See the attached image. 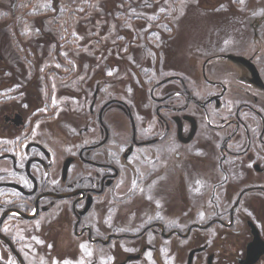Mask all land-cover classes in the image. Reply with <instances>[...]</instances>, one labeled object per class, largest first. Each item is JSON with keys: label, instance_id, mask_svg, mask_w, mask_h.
Instances as JSON below:
<instances>
[{"label": "rangeland", "instance_id": "obj_1", "mask_svg": "<svg viewBox=\"0 0 264 264\" xmlns=\"http://www.w3.org/2000/svg\"><path fill=\"white\" fill-rule=\"evenodd\" d=\"M255 51L259 52L257 61L262 68L264 0H0V141H7L11 147L18 146L25 136L27 141L23 145L40 142L54 156L58 171L76 145H83L85 139L95 136L96 116L105 101L117 99L130 105L137 123H142L144 128L149 125L155 132L158 128L154 124V104L148 94L156 83L168 76H181L186 79L188 90L207 91L200 71L206 58L226 53L251 56ZM234 68L220 60L208 63V77L225 82L230 87L229 98L235 97L233 91L238 92L235 86L241 83V72ZM180 89L176 82L157 88L154 94L159 98L167 90ZM93 103L94 114L90 115ZM16 113L24 116L23 130L6 127L2 122L4 114ZM105 122L111 137L98 158L108 160L109 154L115 157L109 150L120 153L129 143L130 128L126 118L115 111L106 115ZM88 128L92 130L89 136ZM162 141H166L167 147L155 144L146 149L149 153L154 151L155 156L152 154L154 159L150 164L140 165L142 173H138L136 185L130 178H124L122 187L107 193L109 204H105V209L111 206V210L97 213L98 219H120L121 227L125 228L126 224L130 231L116 246L101 251L91 249L89 262L102 255L107 264H113L127 254L141 253L147 242L144 237L135 239L131 233L141 222L143 212L151 211L158 201L167 208L166 219L174 222L205 191V185L198 187L195 180L198 174H214L217 159L209 158V166L201 172L193 149L171 152L169 140ZM7 142L0 150L6 149ZM175 153H181L183 158L176 160ZM229 160L231 170L235 161L245 168L242 157L229 156ZM135 164L139 162L136 160ZM6 165L0 162V169ZM242 174L244 180L235 182L236 187L251 180L260 179L264 183V177ZM180 176L187 182V191L182 187V193L176 190ZM177 195H181L182 201L192 197L190 204L173 208L172 202H179ZM250 201L258 209H264L258 199L250 198ZM187 212L192 216L183 220L180 217L181 224H189L196 218V211ZM54 223L43 228L44 220L28 225L27 233L34 231L42 241L33 245L32 234H23L31 244L25 252L27 264H64V261L70 264L77 259L87 264L83 251L76 248L77 241ZM52 228L54 231L50 232ZM196 236L213 240L209 252L227 250L230 255L218 256L213 264H225L227 258L237 255V247L222 248L216 244L215 237L224 235L194 232L186 241L174 238L165 243L161 248L163 255L154 254L156 264H163L167 256L171 264H185ZM49 242L64 248L49 249ZM155 242L154 238L152 243ZM205 256L206 253L199 256L193 264H205ZM140 264H151L150 257L146 255Z\"/></svg>", "mask_w": 264, "mask_h": 264}, {"label": "flooded vegetation", "instance_id": "obj_2", "mask_svg": "<svg viewBox=\"0 0 264 264\" xmlns=\"http://www.w3.org/2000/svg\"><path fill=\"white\" fill-rule=\"evenodd\" d=\"M254 32L258 37L257 29ZM258 54V51L251 56L226 53L206 58L200 71L203 83L209 88L207 91L188 90L186 79L181 76H168L156 83L148 94L154 104L152 112L158 128L155 132L149 125L144 128L142 123H137L135 110L130 105L117 99L105 101L96 116L95 136L85 139L83 145H76L58 171L55 170L57 163L53 161L54 156L40 142L30 141L23 145L27 141L25 136L18 146L11 147L4 141L7 144L6 149L0 150V162L8 165L0 169V264H27L25 252L28 245L42 239L34 231L28 232L33 240L28 244L23 234H28V225L42 220V228L45 224L54 225L57 222L59 229H65L71 239L77 241L76 248L83 251L85 259L90 256L91 249L101 251L110 245L116 246L130 230L126 224L125 228L121 227L120 219H98L100 213L106 214L111 210V206L105 209L109 204L107 193L122 187L124 178H130L132 184L136 185L138 173H142L140 165L145 167L155 156L154 151L149 153L146 149L155 144L167 147L166 141H162L165 138L169 140L171 152L193 149L201 172L209 166V158L214 156L217 159V164L213 166L214 174H198L195 180L198 187L205 185V191L196 204L187 209L196 211V218L193 217L194 221L189 224H181L185 216H192L184 209L181 221L179 217V220L170 222L164 216L166 206L163 208L157 201L151 211L141 214V222L132 228L131 234L135 239L144 237L147 242L142 246L141 253L127 254L123 260L113 264H140L146 255L150 257L151 264H156L154 254L158 252L159 257L163 255L161 248L165 243L174 238L186 241L194 232L228 236L215 237L216 244L222 248H238L237 255L227 258L225 264L263 262L264 253L256 260L253 249L260 253L264 244V209L253 206L250 198L264 204V183L259 179L235 186V182L242 183L244 180L242 173L247 177H264V67L258 66ZM213 60L224 61L241 72V83L235 86L238 92L233 91L234 98H229L230 87L225 82L212 81L208 77V63ZM176 82L180 84V90H167L159 98L155 96L157 88ZM95 100L96 92L94 103ZM94 103L90 106V115L94 114ZM111 111L126 118L130 128L129 143L122 147L120 153L109 150L115 157L109 154L110 159L104 160L98 156H101L103 152L100 150L111 137L110 129L105 124V117ZM2 122L6 127L26 128L21 113L13 116L4 114ZM87 130L88 135L91 129ZM140 130L148 132L149 136ZM4 142L0 141V146ZM229 156L242 157L245 168L235 161L231 170L228 166L231 163ZM174 158L181 160L183 156L175 153ZM136 160L139 165L135 164ZM129 163L133 165L125 166ZM186 183L185 178L180 176L176 182L179 189L176 190L182 193L183 187L186 192ZM180 196H176L179 202H172L175 209L178 205L180 209V205L187 207L190 204L192 197L182 201ZM154 238L157 242L152 243ZM212 245L213 240L196 236L185 264H193L204 253L205 264H213L218 256H230L227 250L209 252ZM47 246L49 249L64 248L55 247L52 242ZM77 260L70 264H82V260ZM163 261V264L172 262L168 256ZM87 264H107V261L100 255V259L93 262L88 259Z\"/></svg>", "mask_w": 264, "mask_h": 264}, {"label": "water", "instance_id": "obj_3", "mask_svg": "<svg viewBox=\"0 0 264 264\" xmlns=\"http://www.w3.org/2000/svg\"><path fill=\"white\" fill-rule=\"evenodd\" d=\"M234 60H238V58H234ZM241 61H244V59H240ZM245 62V61H244ZM251 66H253L252 64H251ZM264 253V244H262V251L257 255V257H256V260L258 259V257L260 256V255H262ZM255 260V261H256Z\"/></svg>", "mask_w": 264, "mask_h": 264}, {"label": "bare ground", "instance_id": "obj_4", "mask_svg": "<svg viewBox=\"0 0 264 264\" xmlns=\"http://www.w3.org/2000/svg\"><path fill=\"white\" fill-rule=\"evenodd\" d=\"M253 253H254V257H253V258L257 257V255L259 254V252L256 251V249H253ZM250 262H251V261H250Z\"/></svg>", "mask_w": 264, "mask_h": 264}]
</instances>
